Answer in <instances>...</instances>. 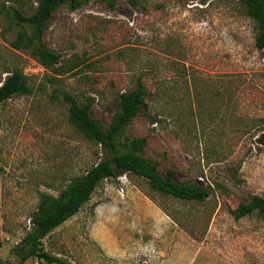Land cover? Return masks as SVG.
Returning a JSON list of instances; mask_svg holds the SVG:
<instances>
[{"label":"rangeland","instance_id":"rangeland-1","mask_svg":"<svg viewBox=\"0 0 264 264\" xmlns=\"http://www.w3.org/2000/svg\"><path fill=\"white\" fill-rule=\"evenodd\" d=\"M38 0H0V84L20 69L30 92L0 104V264L47 263L17 251L42 194L60 197L106 152L72 120L65 94L109 129L120 94L145 86L116 137L163 175L199 184L203 201L132 172L102 180L78 213L39 240L63 264H264V49L243 0H59L43 27L19 22ZM21 32L31 47L17 44ZM146 140L133 147V139Z\"/></svg>","mask_w":264,"mask_h":264},{"label":"trees","instance_id":"trees-1","mask_svg":"<svg viewBox=\"0 0 264 264\" xmlns=\"http://www.w3.org/2000/svg\"><path fill=\"white\" fill-rule=\"evenodd\" d=\"M59 0H38L36 10L32 14H25L15 9L14 17L23 23L36 25L38 48L35 53L39 55L46 65L57 62L59 56L44 48L42 43L43 27L49 20ZM247 12L259 24V35L256 45L264 49V0H243ZM34 41L21 32L17 44L31 47ZM30 92L27 77L16 69L6 76L0 84V104L15 95H23ZM147 92L145 86L140 83L136 88L120 94V108L116 118L109 129H105L92 116V105L90 103L80 104L72 95L65 94L64 98L70 105V115L73 122L91 138L95 139L106 152L104 158L93 165L81 177L75 178L70 186L60 197L42 194L37 210L32 215V229L24 236L22 244L16 249L21 255V262L36 256L47 263H61L63 260L48 252L40 251L39 240L48 235L52 230L63 224L74 216L86 203L99 183L110 177H117L123 172H132L146 178L150 185L175 198L183 200L203 201L207 198L209 191L199 184H183L173 179L174 171L163 175L158 170L157 164L134 151L118 154L116 151V137L120 130L130 123L139 113L145 103ZM146 140L133 139V147H143ZM254 211L264 213V197L254 196L248 202H243L236 210V216L241 217Z\"/></svg>","mask_w":264,"mask_h":264}]
</instances>
